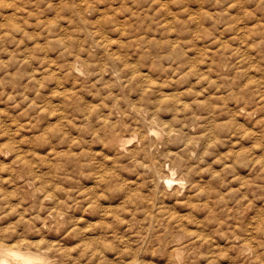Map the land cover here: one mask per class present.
Instances as JSON below:
<instances>
[{
    "label": "rangeland",
    "instance_id": "obj_1",
    "mask_svg": "<svg viewBox=\"0 0 264 264\" xmlns=\"http://www.w3.org/2000/svg\"><path fill=\"white\" fill-rule=\"evenodd\" d=\"M174 1L0 0V250L264 264V0Z\"/></svg>",
    "mask_w": 264,
    "mask_h": 264
},
{
    "label": "bare ground",
    "instance_id": "obj_2",
    "mask_svg": "<svg viewBox=\"0 0 264 264\" xmlns=\"http://www.w3.org/2000/svg\"><path fill=\"white\" fill-rule=\"evenodd\" d=\"M122 1H123V0H121V1L119 0V2H120L121 5H123V4H122V3H123ZM124 1H125V0H124ZM127 1H128V0H127ZM173 1H174V0H173ZM230 1H232V0H230ZM121 2H122V3H121ZM174 2H175V1H174ZM183 3H184V1H183ZM225 3H226V2H225ZM124 4H125L124 6H126V3H124ZM223 4H224V3H223ZM223 4H222V5H223ZM200 5H201V4H200ZM183 6H184V5H183ZM183 6H181V7H183ZM230 6H232V4H231ZM200 7H201V6H200ZM202 7H203V5H202ZM213 7H214V6H213ZM228 7H229V6H228ZM124 8H126V7H124ZM177 8H178V7H177ZM198 8H199V7H198ZM229 8H230V7H229ZM10 9H11V8H10ZM81 9H82V8H81ZM100 9H101V8H100ZM227 9H228V8H227ZM231 9H232V8H231ZM200 10H201V9H200ZM214 10H215V9H214ZM221 10H222V9H221ZM228 10H229V9H228ZM228 10H227V11H228ZM219 11H220V10H219ZM77 12H78V11H77ZM77 12H76V13H77ZM80 12H81V11H80ZM99 12H100V11H99ZM174 12H175V11H174ZM178 12H179V10H178ZM213 12H216V11H213ZM81 13H82V12H81ZM96 13H97V12H96ZM103 13H104V11H103ZM208 13H209V12H208ZM228 13H230V10H229ZM79 14H80V13H79ZM100 14H101V13H100ZM123 14H124V13H123ZM174 14H175V13H174ZM8 15H9V14L7 13L6 16H8ZM12 15H13V13H12ZM77 15H78V14H77ZM80 15H81V14H80ZM98 15H99V13H98ZM98 15H97V16H98ZM130 15H131V14H130ZM175 15H176V14H175ZM177 15H178V14H177ZM180 15H181V14H180ZM180 15H179L178 17H181V16H182V15H181V16H180ZM211 15H212V13H211ZM9 16H10V15H9ZM78 16H79V15H78ZM78 16H77V17H78ZM133 16H135V14H134ZM172 16H173V14H172ZM208 16H209V14H208ZM95 17H96V16H95ZM104 17H105V16H104ZM211 17H212V16H211ZM214 17H215V16H214ZM5 18H7V17H5ZM84 18H85V17H84ZM84 18H83V19H84ZM112 18H113V17H112ZM114 18H115V16H114ZM126 18H128V17H126ZM223 18H224V17H223ZM78 19H80V18L78 17ZM78 19H77V20H78ZM83 19H82V21H83ZM87 19H88V18H87ZM95 19H96V18H95ZM102 19H103V18H102ZM119 19H120V18H119ZM123 19H124V18H123ZM175 19H176V18H175ZM180 19H182V18H180ZM190 19H192V18H190ZM215 19H216V17H215ZM235 19H236V18H235ZM235 19H234V20H235ZM256 19H257V18H256ZM105 20H106V18H105ZM132 20H133V19H132ZM232 20H233V19H232ZM248 20H249V19H248ZM101 21H102V20H101ZM112 21H113V19H112ZM118 21H120V20H118ZM169 21H171V20H169ZM174 21H175V20H174ZM177 21H178V20H177ZM180 21H181V20H180ZM194 21H195V20H194ZM257 21H258V20H257ZM87 22H89V21H87ZM114 22H116L115 19H114ZM153 22H154V20H153ZM172 22H173V21H172ZM178 22H179V21H178ZM249 22H250V21H249ZM259 22H260V20L258 21V23H259ZM82 23H83V22H82ZM95 23H96V22H95ZM98 23H99V22H98ZM118 23H119V22H118ZM158 23H159V22H158ZM160 23H161V22H160ZM164 23H165V22H163V24H164ZM175 23H176V22H175ZM179 23H180V22H179ZM184 23H185V22H184ZM198 23H199V22H198ZM241 23H242V22H241ZM254 23H257V22H253V25H255ZM93 24H94V22H93ZM102 24H103V23H102ZM109 24H110V23H109ZM113 24H114V23H113ZM116 24H117V22H116ZM123 24H124V22H123ZM125 24H126V23H125ZM182 24H183V23H182ZM244 24H247V23H244ZM248 24H250V23H248ZM94 25H95V24H94ZM110 25H112V24H110ZM121 25H122V24H121ZM135 25H136V24H135ZM197 25H199V24H197ZM228 25H229V24H228ZM251 25H252V24H251ZM115 26H116V25H115ZM157 26H158V25H157ZM235 26H236V25H235ZM238 26H239V24H238ZM249 26H250V25H249ZM256 26H257V25H256ZM97 27H98V26H97ZM103 27H104V26H103ZM109 27H110V26H109ZM112 27H113V26H112ZM158 27H159V26H158ZM160 27H161V26H160ZM240 27H242V26H240ZM240 27H239V28H240ZM251 27L254 28L253 26H251ZM136 28H137V27H136ZM136 28H135V29H136ZM140 28H141V27H140ZM162 28H163V27H162ZM165 28H166V27H165ZM165 28H164V29H165ZM245 28H246V26L244 27V29H245ZM247 28H248V26H247ZM247 28H246V29H247ZM94 29H96L95 26H94ZM103 29H104V28H103ZM112 29H113V28H112ZM112 29H111V30H112ZM116 29H118V28H116ZM119 29H120V27H119ZM119 29H118V30H119ZM121 29H122V28H121ZM132 29H134V28H132ZM141 29H142V28H141ZM159 29H160V28H159ZM166 29H167V28H166ZM254 29H255V28H254ZM254 29H253V30H254ZM263 29H264V28H263ZM105 30H106V29H105ZM105 30H104V31H105ZM136 30H138V28H137ZM142 30H143V29H142ZM142 30H141V32H142ZM144 30H145V29H144ZM154 30H156V29H154ZM154 30H153V32H154ZM218 30H219V28H218ZM218 30H217V31H218ZM220 30H223V28L220 29ZM220 30H219V31H220ZM248 30H249V29H248ZM87 31H88V30H87ZM98 31L100 32L99 29H98ZM98 31H97V32H98ZM104 31H103V32H104ZM113 31H114V30H113ZM125 31H126V30H125ZM125 31H124V32H125ZM134 31H135V30H134ZM156 31H157V30H156ZM164 31H166V30H164ZM184 31H185V30H184ZM230 31H231V30H230ZM245 31H246V30H245ZM254 31H257V30L255 29ZM109 32H110V31H109ZM116 32H117V30H116ZM116 32H115V33L110 32V33L116 34ZM121 32H122V31H121ZM144 32H145V31H144ZM223 32H224V31H223ZM232 32H233V29H232ZM248 32H249V31H248ZM257 32H258V31H257ZM86 33H87V32H86ZM94 33H95V32H94ZM105 33H106V32H105ZM117 33H118V32H117ZM135 33L137 34V32H135ZM165 33H166V32H165ZM218 33H219V32H218ZM218 33H217V34H218ZM253 33H254V32H253ZM253 33H252V34H253ZM259 33L261 34V31H260ZM259 33H258V34H259ZM97 34H98V33H96V35H97ZM99 34H101V33H99ZM107 34H109V33H107ZM120 34H121V33H120ZM128 34L130 35L129 31H128ZM131 34H133V33L131 32ZM155 34H156V33H155ZM161 34H163L162 31H161L160 35H161ZM247 34H248V33H247ZM252 34H251V35H252ZM88 35H89V32H88ZM90 35H92V34H90ZM90 35H89V36H90ZM103 35H104V34H103ZM105 35H106V34H105ZM105 35H104V36H105ZM116 35H117V34H116ZM125 35H126V34H125ZM133 35H134V34H133ZM133 35H132V36H133ZM138 35H139V34H138ZM153 35H154V34H153ZM165 35H166V34H165ZM167 35H168V34H167ZM219 35H220V34H219ZM223 35H224V34H223ZM225 35H226V34H225ZM228 35H229V34H228ZM251 35H250V36H251ZM253 35H254V34H253ZM92 36H93V35H92ZM92 36H91V37H92ZM119 36H120V35H119ZM130 36H131V35H130ZM142 36H143V35H142ZM146 36H149L148 33H147ZM175 36H177V35H175ZM217 36H218V35H217ZM217 36H216V37H217ZM220 36H221V35H220ZM241 36H242V35H241ZM241 36H240V38H241ZM91 37H90V38H91ZM94 37H95V36H94ZM97 37H98V36H97ZM126 37H127V36H126ZM143 37H144V36H143ZM155 37H156V36H155ZM158 37H159V36H158ZM161 37H162V36H161ZM165 37H166V36H165ZM177 37H178V36H177ZM189 37H190V36H189ZM189 37H188V39H189ZM224 37H225V36H224ZM230 37H233V36H230ZM235 37H236V36H235ZM243 37L246 38V37H248V36H245V35H244ZM260 37H262V36H260ZM87 38H88V37H87ZM92 38H93V37H92ZM101 38H102V36H101ZM101 38H100V40H101ZM106 38H107V37H106ZM108 38H109V37H108ZM131 38H132V37H131ZM135 38H137V35L135 36ZM146 38H147V39H151V38H148V37H146ZM146 38H144V39H146ZM156 38H157V37H156ZM178 38H179V37H178ZM180 38H182V37H180ZM222 38H223V37H222ZM226 38H227V37H226ZM228 38H229V37H228ZM228 38H227V39H228ZM236 38H237V37H236ZM238 38H239V37H238ZM251 38H252V37H251ZM109 39H110V38H109ZM113 39H115V38H113ZM113 39H112V40H113ZM118 39H120V38H118ZM118 39H117V40H118ZM127 39H128V38H127ZM137 39H138V38H137ZM159 39H161V38H159ZM166 39L171 40L169 37L166 38ZM166 39H165V40H166ZM173 39H174V38H173ZM173 39H172V40H173ZM176 39H177V38H175V41H176ZM213 39H214V38H213ZM220 39H221V38H219V40H220ZM243 39H244V38H243ZM246 39H247V38H246ZM246 39H245V40H246ZM263 39H264V38H263ZM93 40H95V39H92V41H93ZM97 40H98V39H96V42H97ZM131 40H132V39H130V41H131ZM134 40H136V39H134ZM141 40H142V39H141ZM154 40H156V39L154 38ZM172 40H171V41H172ZM183 40L185 41V39H183ZM186 40H187V39H186ZM193 40H194V39H193ZM199 40H200V39H199ZM199 40H198V41H199ZM214 40H215V39H214ZM217 40H218V37H217ZM217 40H216V41H217ZM231 40H232V39H230V42H231ZM238 40H239V39H238ZM250 40H251V39H250ZM89 41H90V40H89ZM89 41H88V42H89ZM101 41H102V40H101ZM103 41H104V40H103ZM114 41H115V43H116V40H114ZM121 41H122V40H121ZM136 41H138V40H136ZM142 41H143V40H142ZM142 41H141V42H142ZM161 41L163 42L162 39H161ZM200 41H201V40H200ZM200 41H199V42H200ZM203 41H204V39H203ZM203 41H202V42H203ZM240 41H241V40H240ZM242 41H243V40H242ZM242 41H241V42H242ZM247 41L250 42L249 40H246V42H247ZM252 41H253V40H252ZM252 41H251V42H252ZM256 41H257V40H256ZM96 42L94 41V43H96ZM122 42H124V41H122ZM122 42H121V43H122ZM125 42H126V41H125ZM128 42H129V41H128ZM144 42H145V40H144ZM144 42H143V43H144ZM156 42H157V40H156ZM205 42H206V41H205ZM208 42H209V41H208ZM211 42H212V41H211ZM219 42H220V41H219ZM221 42H222V40H221ZM227 42H229V41H227ZM230 42H229V43H230ZM233 42H234V41H233ZM233 42H232V43H233ZM237 42H238V41H237ZM237 42H235V43H237ZM257 42H260V41H257ZM89 43H92V42H89ZM94 43H93V44H94ZM100 43H101V42H100ZM119 43H120V42H118L117 44H119ZM121 43H120V44H121ZM130 43H131V42H130ZM130 43H129V44H130ZM143 43H141V45H143ZM196 43H197V41H196ZM203 43H204V42H203ZM216 43H217V42H216ZM238 43H240V42H238ZM244 43H245V42H244ZM253 43H255V42H253ZM93 44H92V45H93ZM101 44H102V43H101ZM103 44H105V42H104ZM132 44H133V43H132ZM132 44H131V46H132ZM151 44H154V41H153V43L151 42ZM155 44H157V43H155ZM168 44H169V45H168ZM168 44L166 43V45H168L167 47L170 46L171 42H169ZM173 44H175V42H174ZM199 44H200V43H199ZM205 44H206V43H205ZM210 44H212V43H210ZM221 44H224V43H221ZM230 44H231V43H230ZM230 44H228V45H229L230 48H231V45H230ZM233 44H234V43H233ZM258 44H259V43H258ZM92 45H90V46H92ZM95 45L97 46V44H95ZM98 45H99V43H98ZM112 45H113V44H112ZM125 45H126V44H125ZM125 45H124V46H125ZM127 45H128V44H127ZM138 45H139V44H138ZM162 45H163V43H162ZM162 45H161V47H162ZM192 45H193V44H192ZM195 45H196V44H195ZM202 45H203V44H202ZM202 45H200L201 48L203 47ZM207 45H209V44H207ZM235 45H236V44H235ZM240 45H241V43H240ZM240 45H239V46H240ZM245 45H246V43H245ZM251 45H252V44H251ZM251 45H250V43H249V47H251ZM87 46H88V45H87ZM96 46H95V47H96ZM103 46H104V45H103ZM115 46H116V45H115ZM139 46H140V45H139ZM148 46H149V44H148ZM155 46H156V45H155ZM157 46H158V45H157ZM157 46H156V48H157ZM171 46H172V44H171ZM171 46H170V47H171ZM177 46H178V45H177ZM181 46H182V45H180L179 47H181ZM204 46H205V45H204ZM211 46H212V45H211ZM220 46H221V47H226V46H222V45H220ZM241 46H244V44L241 45ZM100 47H101V46H100ZM100 47H98V48H100ZM104 47H105V46H104ZM129 47H130V46H129ZM136 47H138V46H136ZM141 47H142V46H141ZM145 47H146V44H145ZM145 47H144V48H145ZM152 47H153V45H152ZM163 47H164V46H163ZM170 47H169V49L166 50V52H165L166 54H167L168 51H170V50L172 49V47H171V48H170ZM175 47H176V46H175ZM182 47H184V45H183ZM190 47H191V46H190ZM194 47H195V46H194ZM208 47H209V46H207V48H208ZM212 47H214V46H212ZM216 47H217V45L215 46V49H216ZM221 47H220V48H221ZM227 47H228V46H227ZM235 47H236V46H235ZM235 47H234V49H235ZM237 47H238V46H237ZM249 47H248V48H249ZM96 48H97V47H96ZM118 48H120V45H119ZM125 48H126V47H125ZM127 48H128V47H127ZM150 48H151V47H150ZM177 48H178V47H177ZM177 48H176V49H177ZM191 48H193V47H191ZM197 48H198V46L196 47L195 52H196ZM204 48H205V47H204ZM207 48H205V49H207ZM209 48H210V47H209ZM209 48H208V50H209ZM254 48H255V47H254ZM100 49H101V48H100ZM105 49H106V48H105ZM105 49H104V50H105ZM110 49H111V48H110ZM121 49H122V48H121ZM130 49H131V48H130ZM145 49H147V48H145ZM145 49H144V50H145ZM180 49H182V48H180ZM180 49L178 48V50H180ZM231 49H233V48H231ZM237 49H240V48H236V50H237ZM244 49H245V48H244ZM102 50H103V49H102ZM104 50H103V51H104ZM122 50L125 51L124 49H122ZM127 50H128V49H127ZM127 50H126V51H127ZM151 50H152V49H151ZM153 50L155 51V49H153ZM158 50H159V48H158ZM162 50H164V49H162ZM178 50H176V51H178ZM185 50H187V48H186ZM211 50H212V48H211ZM216 50H217V49H216ZM218 50H219V49H218ZM236 50H234V51H236ZM249 50H250V49H249ZM108 51H109V50H108ZM133 51H134V50H133ZM136 51H137V50H136ZM139 51H141V50H139ZM139 51H138V53H141V56H142V52H139ZM159 51H160V50H159ZM172 51H173V50H172ZM200 51H201V49H200ZM206 51H207V50H206ZM229 51H230V50H229ZM239 51H240V50H239ZM250 51H252V50H250ZM253 51H256V50H253ZM116 52H117V49H116ZM116 52H115V53H116ZM145 52H146V51H145ZM145 52H144V53H145ZM182 52H184V48H183V51H182ZM182 52H181L180 54H182ZM190 52H191V51H189V53H190ZM195 52H194V53H195ZM210 52H211V54H212V51H210ZM210 52H209V53H210ZM214 52H215V51H214ZM214 52H213V53H214ZM230 52H231V51H230ZM230 52H229V53H230ZM107 53H108V55H109V54L112 55V54L109 53V52H107ZM123 53H124V52H123ZM133 53H134V52H133ZM133 53H130V54L132 55ZM147 53H148V52H147ZM158 53H160V52H158ZM158 53H157V54H158ZM168 53H169V52H168ZM184 53H185V52H184ZM189 53H188V55H189ZM192 53H193V51H192ZM194 53H193V54H194ZM209 53H208V54H209ZM218 53H219V52H218ZM243 53H244V52H243ZM118 54H119V53H118ZM166 54H165L164 56H166ZM172 54H173V53H172ZM180 54H179V55H180ZM186 54H187V53H186ZM198 54H199V53H198ZM215 54H216V53H215ZM215 54H214V55H215ZM220 54H221V53H220ZM223 54H224V53H223ZM250 54H251V53H250ZM113 55H115V54L113 53ZM122 55H123V54H122ZM122 55H120V56H122ZM135 55H136V54H135ZM138 55H139V54H138ZM143 55H146V53L143 54ZM147 55H148V54H147ZM147 55H146V56H147ZM168 55H169V54H168ZM188 55H187V57L190 58L191 56L189 57ZM229 55H230V54H229ZM235 55H236V54H235ZM240 55H241V54L239 53V56H238V55H236V56L240 57ZM244 55H245V54H244ZM247 55H248V54H247ZM116 56H117V55H116ZM123 56H124V55H123ZM156 56L158 57L159 55H156ZM164 56H163V57H164ZM180 56H181V55H180ZM183 56H184V54H183ZM242 56H243V55H242ZM114 57H115V56H114ZM185 57H186V56H185ZM187 57H186V58H187ZM192 57H193V56H192ZM213 57H214V56H213ZM230 57H231V55H230ZM140 58H141V57H140ZM140 58H138V59H140ZM164 58H165V57H164ZM169 58H170V57H168V60H167V61H169V60L171 59V58H170V59H169ZM180 58H182V57H180ZM225 58H226V57H225ZM241 58H242V57H241ZM114 59H115V58H114ZM120 59H122V58H120ZM124 59H125V58H124ZM128 59H129V56H128ZM143 59H144V56H143L142 60H143ZM194 59H197V58H194ZM213 59H214V58H213ZM242 59H243V58H242ZM242 59H241V60H242ZM244 59H245V57H244ZM115 60H117V58H116ZM180 60H181V59H180ZM211 60H212V59H211ZM211 60H208V59H207L206 62L210 61V63H211ZM218 60H220V59H218ZM227 60H228V58H227ZM237 60H238V59H237ZM118 61H119V60H118ZM120 61H121V60H120ZM129 61H130V60H129ZM138 61H139V60H138ZM185 61L187 62L188 60H185ZM212 61H213V60H212ZM169 62H170V61H169ZM182 62L185 63L184 60H182ZM227 62H228V61H227ZM239 62H240V61H239ZM121 63H122V61H121ZM126 63H127V62H125V64H126ZM178 63H179V62H178ZM183 63H182V64H183ZM188 63H189V62H188ZM192 63H193V61L191 60V64H192ZM212 63H213V62H212ZM128 64H130V63H128ZM134 64H135V63H134ZM171 64H172V63H171ZM182 64H181V65H182ZM185 64H186V63H185ZM189 64H190V63H189ZM177 65H178V64H177ZM179 65H180V64H179ZM181 65H180V66H181ZM187 65H188V64H187ZM195 65H196V64H195ZM204 65H206V64H204ZM128 66H129V65H128ZM139 66H140V65H139ZM184 66H185V65H184ZM189 66H190V65H189ZM192 66L194 67V65H192ZM196 66H197V65H196ZM199 66H200V65H199ZM208 66H209V65H208ZM73 67H74V66H73ZM123 67H124V66H123ZM178 67H179V66H177V68H178ZM190 67H191V66H190ZM197 67H198V66H197ZM210 67H211V65H210ZM132 68H133V67H132ZM132 68H131V69H132ZM124 69H125V68H124ZM127 69H128V67H127ZM127 69H126V70H127ZM129 69H130V67H129ZM174 69H175V68H174ZM178 69H180V67H179ZM207 69H208V68H207ZM42 70H43V69H42ZM126 70H125V71H126ZM133 70H134V69H133ZM137 71H138V70H137ZM175 71H176V70H175ZM180 71H182V70L180 69ZM195 71H196V70H195ZM138 72H139V71H138ZM138 72H137V75H138ZM176 72H177V71H176ZM183 72H184V71H183ZM183 72H182V74H183ZM220 72H221V71H220ZM129 73H130V72H129ZM133 73H134V72H133ZM139 73H140V72H139ZM141 73H142V72H141ZM194 73H196V72H194ZM33 74H34V73H33ZM35 75H36V74H35ZM132 75H133V74H132ZM132 75H131V76H132ZM137 75H136V76H137ZM139 75L142 76V74H139ZM136 76H135V78H136ZM141 76H140V78H141ZM145 76H146V75H145ZM181 76H182V75H181ZM32 77H33V76H32ZM129 77H130V76H129ZM146 77H147V76H146ZM137 78H138V77H137ZM142 80H144V79L142 78ZM173 80H174V79H173ZM176 80H178V79H176ZM36 81H37V80H36ZM38 81H39V80H38ZM171 81H172V80H171ZM169 82H170V81H169ZM172 82H173V81H172ZM175 82H176V81H175ZM177 82H178V81H177ZM169 84H170V83H168V85H169ZM174 84H175V86H178V85H176V83H174ZM174 84L171 85V86L169 85V86L172 87V86H174ZM178 84L180 85L179 82H178ZM181 84H182V83H181ZM166 86H167V85H166ZM169 86H168V87H169ZM181 86H182V85H181ZM185 86H186V85H185ZM185 86H184V87H185ZM161 88H162V87H161ZM161 88H160L159 90H161ZM175 88H176V87H175ZM175 88H174V89H175ZM178 88H179V87H178ZM189 88H191V87H189ZM189 88H188V89H189ZM176 89H177V88H176ZM179 90H181V89H179ZM164 91H165V90H164ZM172 91H173V90H172ZM172 91H171V92H172ZM188 91H189V90H188ZM192 91H193V90H192ZM192 91H191V92H192ZM165 92H166V91H165ZM171 92H169V93H171ZM173 92H174V91H173ZM157 93H160V92L158 91ZM157 93H156V94H157ZM161 93H163V90H162ZM175 93H176V92H175ZM179 93H181V92H179ZM156 94H155V96L157 97ZM163 94L166 95L165 93H163ZM182 94H183V93H182ZM186 94H187V93H186ZM188 94H189V92H188ZM191 94H193V93H191ZM158 95H159V94H158ZM167 95H168V94H167ZM167 95H166L165 97H167ZM175 95H177V94H175ZM175 95H174V96H175ZM184 95H185V92H184ZM195 95H196V94H195ZM155 96H154V97H155ZM162 96H163V95H162ZM162 96L160 95V101H161V97H162ZM169 96H171V95H169ZM174 96H173V98H174ZM187 96H188V95H187ZM165 97H164V98H165ZM193 97H194V96H193ZM158 98H159V96H158ZM179 98H180L179 100L181 101V97H179ZM186 98H187V97H186ZM188 98H189V96H188ZM191 98H192V95H191ZM195 98H196V96H195ZM200 98H201V97H200ZM165 99H166V98H165ZM169 99H170V98H169ZM175 99H176V98H175ZM182 99H183V98H182ZM189 99H190V98H189ZM192 99H193V98H192ZM192 99H191V100H192ZM198 99H199V98H198ZM198 99H197V100H198ZM156 100H157V99H156ZM158 100H159V99H158ZM260 100H261V98H260ZM168 101H169V100H167V102H168ZM173 101H174V100H173ZM180 101H178V102H180ZM258 101H259V100H258ZM263 101H264V100H263ZM158 102H159V101H158ZM162 102H163V101H162ZM188 102H189V101H188ZM145 103H146V102H145ZM149 103H150V102H149ZM184 103H185V102H184ZM184 103H182V104H184ZM195 103H196V101H195ZM262 103H263V102H262ZM156 104H157V103H156ZM161 104H163V103H161ZM165 104H169V102H168V103H165V101H164V104H163V105L165 106ZM178 104H179V103H178ZM192 104H193V103H192ZM199 104H200V102H199ZM163 105H162V106H163ZM180 106H182V105H180ZM189 106H192V105H190V103H189ZM177 107H178V106H177ZM177 107H176V108H177ZM159 108H160V107H159ZM165 108L167 109V106H165ZM169 108H170V107H169ZM173 108H174V107H173ZM176 108H175V109H176ZM182 108H183V107H182ZM186 108H187V107H186ZM194 108H195V107H194ZM214 108H215V107H214ZM157 109H158V108H157ZM179 109H180V108H179ZM212 109H213V108H212ZM158 110H159V109H158ZM187 110H188V109H187ZM189 110H190V109H189ZM214 110H215V109H214ZM214 110H213V111H214ZM171 111H172V110H171ZM174 111H176V110H174ZM249 112H252V111H249ZM212 113H213V112H212ZM205 115L207 116L208 114H205ZM205 115H203V116H205ZM206 116H205V117H206ZM208 116H209V115H208ZM245 116H246V115H245ZM245 116H244V117H245ZM201 117H202V116H201ZM207 118H208V117H207ZM137 119H138V118H137ZM202 119H203V117H202ZM204 119H205V118H204ZM204 119H203V121H204ZM138 121H140V120H138ZM200 121H202V120H199V122H200ZM136 123H138V122H136ZM139 124H140V122H139ZM207 124H208V122H207ZM142 125H143V124H142ZM142 125H140V127H142ZM203 125H204V124H203ZM136 126L138 127V125H136ZM204 126H205V125H204ZM206 127H207V126H206ZM212 128H213V127H212ZM169 130H170V129H169ZM171 130H172V129H171ZM171 130H170V131H171ZM173 130H174V129H173ZM124 132H125V131H124ZM166 132L168 133L169 131L167 130ZM188 132H189V131H188ZM188 132H187V133H188ZM122 133H123V131H122ZM169 133H170V132H169ZM170 134H171V133H170ZM184 134H185V133H184ZM168 135H169V134H168ZM154 136H155V135H154ZM170 136H171V135H170ZM170 136H169V137H170ZM185 136H186V135H185ZM188 136H189V135H188ZM169 137H168V138H169ZM189 137H190V136H189ZM166 138H167V137H166ZM184 138H185V137H184ZM186 141H187V139H186ZM114 147H115V146H114ZM18 161H19V160H18ZM20 162H21V160H20ZM21 163H23V162H21ZM18 164H19V163H18ZM21 165H22V164H21ZM164 175H165V174H164ZM168 175H169V174H168ZM168 175H167V176H168ZM159 177H160V176H159ZM163 177H165V176H163ZM168 177H170V176H168ZM164 182H165V181H164ZM171 182H172L171 179H166V183H167L168 185L171 184ZM163 185H164V184H163ZM174 191H175V190H174ZM176 191H177V190H176ZM105 213H107V211H105ZM0 248H1V247H0ZM7 248H8V247H7ZM11 248H12V247H10V249H11ZM14 248H15V247H14ZM8 249H9V248H8ZM12 249H13V248H12ZM12 249H11V250H7V249H3V248H2V250H0V251H1V254H0V264H12V261H13L15 264H44V263L47 262L46 260H45L46 262L44 261V263L42 262L43 260H40V261H39V259H41L42 257H41V256L38 257V256L36 255V253H35V254L33 253L34 255H36V256H33V255H31L32 253H31V254H27V253L22 252V250H18V249H17V251H14V250H12ZM5 250H6V251H5ZM19 251H21V252H19ZM42 259H43V258H42ZM49 261H50V260H49ZM41 262H42V263H41ZM47 263H48V262H47Z\"/></svg>",
    "mask_w": 264,
    "mask_h": 264
}]
</instances>
